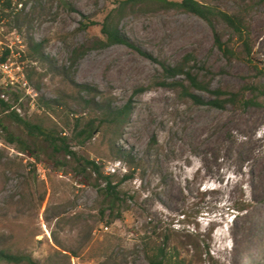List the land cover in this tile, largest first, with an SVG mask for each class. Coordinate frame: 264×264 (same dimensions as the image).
Wrapping results in <instances>:
<instances>
[{"label":"rangeland","instance_id":"obj_1","mask_svg":"<svg viewBox=\"0 0 264 264\" xmlns=\"http://www.w3.org/2000/svg\"><path fill=\"white\" fill-rule=\"evenodd\" d=\"M27 1L0 2V56L11 51L15 83L6 89L12 80L0 72V96L4 92L6 99L0 98L25 120L70 137L79 154L122 179L128 167L116 159L107 137L98 134L84 146L76 143L75 123L88 119L89 111L75 103L76 92L64 77L31 62L27 44L44 42L59 68H69L77 47L104 39V20L126 0ZM197 1L228 12L240 2ZM87 21L95 25L82 30ZM249 22L255 45L252 65L228 61L215 47L207 23L184 12L128 10L120 28L160 61L175 66L190 56V66L197 65L201 76L206 70L212 73L213 89L238 92L251 82L264 83V5L251 12ZM219 29L225 41L231 38L224 26ZM72 77L98 88L114 106L133 101L130 120L115 145L132 152L137 165L134 178L122 186L128 194L122 206L126 210L109 224L101 217L103 200L97 189L77 176L75 165L1 113L7 132L38 157L0 139V248L30 255L41 264H150L147 254L167 239L170 264H264L263 108L196 106L180 89L160 86L165 78L159 64L122 45L90 52ZM41 95L60 102L55 113L39 108ZM3 130L0 135L6 137ZM55 161L67 166L58 167Z\"/></svg>","mask_w":264,"mask_h":264},{"label":"trees","instance_id":"obj_2","mask_svg":"<svg viewBox=\"0 0 264 264\" xmlns=\"http://www.w3.org/2000/svg\"><path fill=\"white\" fill-rule=\"evenodd\" d=\"M3 0H0L2 2ZM13 0H7V3ZM23 2L24 0H20ZM237 9L228 12L216 6L206 5L197 0H126L120 3L117 9H114L104 20L101 26V33L104 39L96 38L77 47L71 55V65L69 68H59L55 59L45 52V43L31 40L27 47L29 57L32 63L47 67V72L57 73L65 78L76 92L74 101L79 106L89 111L88 119H77L74 129V140L80 146L86 145L92 141L98 134H103L108 138L111 150L116 159L123 161L128 167L127 173L122 179L117 180L115 175L106 174L104 167L98 161L86 158L75 150L71 145V138L66 135L57 134L41 124L32 123L25 120L13 109L10 102L0 98V114L8 113V118L15 124L23 127L29 136L42 139L55 154H61L65 160H69L75 165L77 176L83 177L89 185L97 189L99 197L103 200L101 217L108 218L109 224L122 218L123 205L127 203L128 194L122 190V186L134 178L136 160L132 152L115 147L116 142L122 138V130L129 122L133 112L132 99L122 107L114 106L98 88L89 84H79L73 80L72 71L79 61L87 54L96 50H103L109 47L122 45L136 52L143 58L160 65L163 71L165 81L159 83L162 87L180 89L185 98L190 99L196 106H208L218 110H224L229 105L234 108L247 110L249 108L264 109V83L251 82L245 85L240 91L232 92L224 89H213L211 85L212 73L206 70L205 76H201L196 71L197 65L190 66L192 57H186L183 62L175 66L160 61L149 52L136 45L120 28L128 10L132 12H142L148 8H158L160 10H176L194 15L203 20L213 32L214 45L228 61H242L252 65V56L254 53V40L251 32L249 17L251 12L264 5V0H239ZM27 0L25 3L27 4ZM63 3V1L61 0ZM67 6V3H64ZM95 23L87 21L81 24V29L86 30ZM219 26H224L231 33V38L224 40ZM11 56V51L7 50L0 56V65L7 62ZM26 59V54H25ZM29 81H32L30 74L27 75ZM180 77L184 79L179 80ZM174 80L168 83L167 80ZM35 90L40 93L41 89ZM196 92L207 93L212 96L210 100H205ZM19 96L15 95V102L18 103ZM38 106L47 112L55 113L60 102L56 99H49L44 95L38 96ZM0 128L7 132L0 120ZM0 139L11 145H17L19 151L28 154L30 157H38L37 152L32 149L21 138L8 133ZM153 142H155L153 140ZM54 165L65 168L67 163L55 161ZM108 215V216H107ZM167 242V239H166ZM166 242L156 248L155 253H148L147 259L150 264H170L166 251ZM0 264H41L32 256L26 254L14 253L11 249L0 248Z\"/></svg>","mask_w":264,"mask_h":264},{"label":"built area","instance_id":"obj_3","mask_svg":"<svg viewBox=\"0 0 264 264\" xmlns=\"http://www.w3.org/2000/svg\"><path fill=\"white\" fill-rule=\"evenodd\" d=\"M12 55V53H11ZM11 57V56H10ZM10 60L11 58L8 59L7 62L3 63L0 65V72L2 73V75H5L7 76L8 78H10L12 81L11 82H7L5 83V88L6 89H9L11 88V86H15V83H14V77L11 75L12 73V70H11V66H10ZM25 78V77H24ZM24 81V80H23ZM2 99H6V95L5 93L3 92L2 95L0 96Z\"/></svg>","mask_w":264,"mask_h":264}]
</instances>
